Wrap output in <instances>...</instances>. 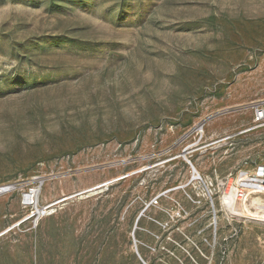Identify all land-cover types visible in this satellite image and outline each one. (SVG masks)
<instances>
[{"label":"rangeland","instance_id":"rangeland-1","mask_svg":"<svg viewBox=\"0 0 264 264\" xmlns=\"http://www.w3.org/2000/svg\"><path fill=\"white\" fill-rule=\"evenodd\" d=\"M256 109L264 0H0V264H264Z\"/></svg>","mask_w":264,"mask_h":264},{"label":"built area","instance_id":"built-area-1","mask_svg":"<svg viewBox=\"0 0 264 264\" xmlns=\"http://www.w3.org/2000/svg\"><path fill=\"white\" fill-rule=\"evenodd\" d=\"M264 119V114L262 110H255V121H260ZM251 183L249 187L255 189L257 193L264 194V162L252 169V175L250 177ZM4 190V189H3Z\"/></svg>","mask_w":264,"mask_h":264},{"label":"bare ground","instance_id":"bare-ground-1","mask_svg":"<svg viewBox=\"0 0 264 264\" xmlns=\"http://www.w3.org/2000/svg\"><path fill=\"white\" fill-rule=\"evenodd\" d=\"M241 182V181H240ZM249 184V183H248ZM243 186H245V184H242ZM4 189V190H3ZM3 189H0V194H3V193H6V192H9L11 190V188H3ZM37 193H38V189L36 190H32L30 191V193H28L27 195H25V201L28 202V203H32L36 196H37ZM228 200V199H226ZM227 203H230V201H226ZM227 205V204H226Z\"/></svg>","mask_w":264,"mask_h":264}]
</instances>
